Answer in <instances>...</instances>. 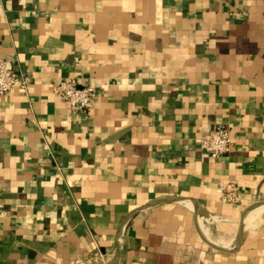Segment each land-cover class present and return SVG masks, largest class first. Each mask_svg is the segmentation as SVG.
Returning <instances> with one entry per match:
<instances>
[{
    "label": "crops",
    "instance_id": "obj_1",
    "mask_svg": "<svg viewBox=\"0 0 264 264\" xmlns=\"http://www.w3.org/2000/svg\"><path fill=\"white\" fill-rule=\"evenodd\" d=\"M3 60L0 264H264V0H0Z\"/></svg>",
    "mask_w": 264,
    "mask_h": 264
},
{
    "label": "built area",
    "instance_id": "obj_2",
    "mask_svg": "<svg viewBox=\"0 0 264 264\" xmlns=\"http://www.w3.org/2000/svg\"><path fill=\"white\" fill-rule=\"evenodd\" d=\"M29 75L17 68L15 60L0 61V97L5 96L13 87L26 92L29 88ZM53 94L72 112H82L92 106L96 90L92 85L80 86L74 79H62L52 86ZM202 152L210 158H219L230 153L232 142L230 130L222 124H215L198 138ZM222 198L228 204L239 202L237 188L228 183L220 186Z\"/></svg>",
    "mask_w": 264,
    "mask_h": 264
},
{
    "label": "water",
    "instance_id": "obj_3",
    "mask_svg": "<svg viewBox=\"0 0 264 264\" xmlns=\"http://www.w3.org/2000/svg\"><path fill=\"white\" fill-rule=\"evenodd\" d=\"M255 208H256V206L250 208L248 211H251V210H253V209H255ZM248 211H246L245 213H247ZM242 218H243V217L241 216V217H240V221H239L240 223H241V221H242Z\"/></svg>",
    "mask_w": 264,
    "mask_h": 264
}]
</instances>
